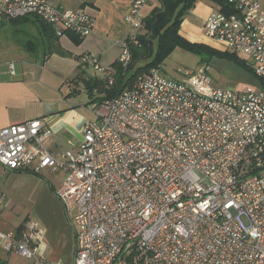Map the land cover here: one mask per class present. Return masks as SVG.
I'll use <instances>...</instances> for the list:
<instances>
[{
    "label": "built area",
    "instance_id": "2783aa9c",
    "mask_svg": "<svg viewBox=\"0 0 264 264\" xmlns=\"http://www.w3.org/2000/svg\"><path fill=\"white\" fill-rule=\"evenodd\" d=\"M160 1L133 0L129 27L140 29L143 8ZM218 2L203 32L251 57L257 88L215 86L208 63L178 68V78L152 67L91 103L94 117L83 125L77 153L46 150L51 130L42 118L0 128L1 166L65 171L55 195L73 211L72 264H264V7ZM25 16L48 23L56 36H85L94 24L85 10L52 0H1L0 18ZM138 41L134 33L122 45L124 69L129 44ZM85 59L108 71L95 56ZM43 234L31 221L21 236L0 232V249L28 264H54L40 253Z\"/></svg>",
    "mask_w": 264,
    "mask_h": 264
},
{
    "label": "crops",
    "instance_id": "0c3cea01",
    "mask_svg": "<svg viewBox=\"0 0 264 264\" xmlns=\"http://www.w3.org/2000/svg\"><path fill=\"white\" fill-rule=\"evenodd\" d=\"M132 1L52 0L56 7L80 8L93 18V29L85 36L71 31L52 35L50 28L39 27L40 21L33 16L17 20L0 18V128L42 118L45 128L51 130L43 147L56 153L64 150L77 153L82 144L83 125L94 117L92 101L107 97L105 90L110 89L120 65L122 45L128 35L139 34L140 29H131L125 19ZM154 6L143 8L144 17ZM197 10L204 20L209 10L203 13L204 8L199 6ZM51 41L65 54L54 52ZM85 56H95L108 71L93 69ZM9 63H13L14 74L9 73ZM80 72L81 77L105 79L103 90L96 87L88 94L84 83L74 79ZM84 92L89 99L87 103L79 99ZM0 171L9 172V182L1 184L0 179V232H16L21 236L28 233L29 224L34 221L44 231L39 239L40 253L54 264H72L73 214L55 195L65 171L41 169L39 173L44 178L1 165ZM22 175L28 178L27 183L17 184ZM16 211L22 213L21 218ZM23 220L26 221L22 223ZM10 253L0 249V263H8ZM28 263L25 259L24 264Z\"/></svg>",
    "mask_w": 264,
    "mask_h": 264
},
{
    "label": "rangeland",
    "instance_id": "374dc122",
    "mask_svg": "<svg viewBox=\"0 0 264 264\" xmlns=\"http://www.w3.org/2000/svg\"><path fill=\"white\" fill-rule=\"evenodd\" d=\"M261 5L264 7V0H258ZM157 3V4H156ZM1 4V0H0ZM160 2H154L151 4L152 7L151 11L155 9H159L161 7ZM198 6L200 8L211 10V8L219 9L221 8L220 2L218 0H196L188 8V10L183 15V19L180 22L178 29L175 30L176 35H178L181 39L189 43H196L199 45L205 44L207 47H211L214 50H218L220 52L225 53L228 57L225 56H218L213 55L209 60V72L212 77V83L221 88H230L234 90H241L245 86H250L252 88H257L259 86V82L256 76H253L247 68L245 67H252L254 70V63L250 56L244 54L239 51H235L231 48H227L225 45L216 42L211 37H208L203 32V20L202 17L199 15V11L197 10ZM159 7V8H158ZM146 8V7H145ZM144 8V9H145ZM143 12V11H142ZM202 13V12H201ZM150 14V13H148ZM147 33V28L142 24V27L139 30L140 35H144ZM162 38V44L164 47H167L172 42V36L168 29L161 28L155 36H151L150 40L152 42V52L147 58H141L134 64V67L130 73H133L134 70L138 66H142L146 62L152 60L156 55L157 44L159 39ZM235 60H239L244 62L245 67L235 62ZM201 64V56L193 51L187 50L180 45L174 46L160 61V71L169 77L178 78L181 76V73L178 71V68L189 67V68H197ZM129 73V74H130ZM128 74V75H129ZM79 99L82 100L83 103H87L89 100L87 98L86 92L80 94ZM2 171V170H1ZM0 171V179L1 184L8 181V174L9 172L2 173ZM33 172H28L26 174H30ZM36 176L44 178L43 175L40 173H34ZM19 179L20 182H16L17 184H26L28 178L22 175ZM23 212V208L20 209ZM20 211H16V214H20ZM28 214V212H27ZM73 214V211H72ZM27 220V219H26ZM26 220H23L24 223ZM24 227V224L22 225ZM25 258L20 256L17 253L11 252L9 256L8 263L1 262L0 264H24Z\"/></svg>",
    "mask_w": 264,
    "mask_h": 264
},
{
    "label": "trees",
    "instance_id": "16d2710c",
    "mask_svg": "<svg viewBox=\"0 0 264 264\" xmlns=\"http://www.w3.org/2000/svg\"><path fill=\"white\" fill-rule=\"evenodd\" d=\"M194 1L196 0H161L162 3L161 7L160 8L158 7L159 9H155L156 8L155 7L152 11H150V14H147L144 17L143 24L147 28V33L144 35L137 34V38L139 39L138 44L136 45L129 44V48L131 51V62L129 66L125 69L122 66H120L121 64L117 67V70L115 71L114 80L110 85V89L105 90L107 97L114 96L117 93H119L121 90L130 87L138 75L142 74L143 72H146L150 68L160 67L159 65L161 59L176 45H180L187 50L199 54L201 56V63H209V60L213 55L228 57L225 53L220 52L218 50H214L211 47H207V45L205 44L199 45L196 43H189L184 39H181L178 35H176L175 30L178 29V26L183 19V15L188 10V8L192 6ZM26 17L28 16L22 18H26ZM17 19H21V18H17ZM17 19H11V20H17ZM39 21H40L39 27L50 28L52 35H55L51 25L41 20ZM161 28L168 29L169 32L171 33L172 36L171 44L167 47H164V45L162 44V38L159 39L155 57L152 60L143 64L142 66H138L136 70L133 71V73H130L129 71L133 69L134 64H136L138 60H140L141 58L145 59L151 54L152 42L150 40V37L158 34ZM128 43L130 42L128 41ZM50 45L51 47H53L54 52L65 54V52L61 50L60 46L55 45L53 41H51ZM235 62L242 66L244 65V62L242 61L235 60ZM245 68H247L248 71L253 76H256L252 67H245ZM81 70L84 71V69ZM79 74H81V72L78 73L77 77H74V79H76V82L81 80L84 83L83 86L86 88L88 94L91 95V92L96 87H98L99 91L103 90L104 82L106 83L105 79H96L93 77L88 78L86 76L81 77V75ZM257 80L259 82L258 78ZM95 100L96 99H94L93 101Z\"/></svg>",
    "mask_w": 264,
    "mask_h": 264
}]
</instances>
